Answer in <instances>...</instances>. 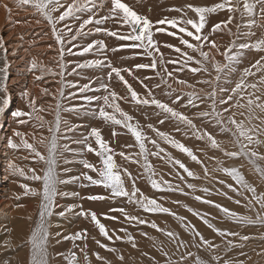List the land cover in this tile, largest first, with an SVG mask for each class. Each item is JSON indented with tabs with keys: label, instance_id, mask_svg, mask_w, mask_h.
Segmentation results:
<instances>
[{
	"label": "snow or ice",
	"instance_id": "1",
	"mask_svg": "<svg viewBox=\"0 0 264 264\" xmlns=\"http://www.w3.org/2000/svg\"><path fill=\"white\" fill-rule=\"evenodd\" d=\"M0 7L5 10L6 21L14 26L22 23L18 15L14 16V9L25 12L31 9L29 15L36 17L35 24L41 27V32L37 34L39 41L33 37L28 42V46L24 47L22 42L25 34H19L21 43L12 47L11 51L4 36L0 35V115L5 113L13 101L12 93L9 91V70L13 66L10 57L25 64V70L17 72L19 79L23 78L25 72L37 71L39 75H34V82H43L47 76L59 77L57 81L59 87L55 92L50 91L48 87L40 89L42 97L54 100V104L45 106L43 103H38L37 97L25 85L19 96L25 102L27 110L17 107L11 112V117L17 124L27 125L31 122L33 128L46 129L48 135H40L37 138L33 133V140L29 142L27 139L29 134L16 130L13 131L12 136L6 138L9 149H27L40 165L39 169H29L30 174L14 161L9 162L8 165L12 174H19L38 183L39 187L27 183L20 187L24 196L39 199V211L38 222L20 244L14 245L11 232L8 229L4 230L7 238L0 242V264H51L50 249L65 241H71L73 249L69 250L67 255L55 253L56 256L61 257L67 264H80L82 256L85 264H92L88 248L89 239L99 249L112 254L119 264H124L125 254L116 244L124 242L132 249L139 250L136 236L128 230V227L114 229L102 222V218L117 221L120 217L133 227L147 226L156 230L174 244L179 253L177 259L173 258L175 253H170L162 242L150 237L153 240L152 246L160 254L163 264H188L189 259L192 264H246L243 259L227 258V253L234 249H244L246 243L251 240H264V234L257 237L242 234L240 231L250 226L264 228V0H216L211 5L187 3L183 7L170 9L180 15L165 16L155 21L148 15L140 13L125 0H7L0 3ZM189 12L195 18L190 17ZM221 12L226 13V18L210 24V17ZM237 15L244 21L243 23H235ZM85 16L87 18H84ZM109 23L111 27L105 26ZM23 25L30 27L32 20L25 18ZM45 25L48 31L43 30ZM49 32L53 38L52 42L45 41V43L48 50L57 52V57L52 61L56 68L44 64L30 52V49L37 47ZM93 33H103L119 43L111 48L104 39H92L86 44L80 43ZM157 34L175 38L178 43H162L157 38ZM224 35L232 37L226 45H222L217 40V37ZM241 38L245 42H239ZM162 48L170 50L175 54L174 57H166ZM126 49L133 50L134 57L150 58V62L136 63L130 67L114 66L113 61L106 55L109 51L117 53ZM245 50L254 53L257 58L250 63V66L244 67L239 72V79L235 81L234 87L224 89L220 83L223 76L236 69ZM21 52L24 55H21ZM88 53H94L102 58L77 61L72 65L71 74L84 78L85 69L106 68L108 69L106 78H89V82L82 85L66 80L65 73L71 63L67 57H84ZM217 55L223 59H217ZM169 66L174 71H170ZM139 70H151L155 77L159 78L158 82L152 83L154 78L152 76L141 78L136 75ZM185 72L188 73L192 83L189 82V78H178ZM129 78L139 83L143 94L134 87ZM170 80L182 87H173ZM97 82L104 94L86 95L93 91V85ZM198 84L203 87H197ZM114 85H119L122 91H118ZM66 88L76 89L84 103L65 104V100L69 97L71 100L77 99L76 92H69L66 96ZM157 90H160L166 99L158 98L155 94ZM93 102L96 103V107H92ZM122 102L140 109L151 108L153 115L157 117V122L141 124L134 115L122 107ZM45 113L51 114L53 119H45ZM144 114L147 115V112ZM65 115L78 119L81 117L98 119L102 125L112 129L113 137L121 134L116 131L119 126L134 138V143H127L123 148L128 150L138 148V151L117 152L103 135L102 127L89 125L85 132H81L80 129L85 125L71 123L64 118ZM197 120L201 121L202 126L197 125ZM166 122L173 126L171 132L162 130ZM176 134L184 138H195L203 142L205 147L218 150L225 157L240 158L242 163L239 167H223V162L217 160L214 171L222 172L232 182L219 179L217 183L220 187L213 193L209 187L198 188L195 183L185 180L181 173H186L187 177L193 179H201V177L181 159L174 157L166 146L178 150L191 161L202 165L205 178L208 177L209 170L193 148L187 146L181 139H177ZM218 135H226L228 140H218ZM64 141H70L78 147L72 148L70 143ZM227 144H231L235 150H228ZM66 153L71 154L73 158L94 154L99 158L100 163L97 165L87 159L70 160ZM117 156L122 162L139 165L142 171L138 169L134 176L128 167H122L117 163ZM150 157L158 158L166 165H170L180 183L174 184L164 180L163 177L158 179L157 170ZM72 163L82 164L85 171L79 175H69L72 172L71 168H61V164ZM245 164L253 174L251 182L241 170ZM90 172L95 175L89 174ZM141 179L146 180L153 190L180 193L212 206L222 213L224 220L232 222L233 228L219 227V221L209 213L190 207L179 200L172 201L173 204L183 206L202 221V224L211 231V236L206 235L187 217L141 191L137 187V181ZM84 181L87 183H83ZM127 182H130L131 190L126 186ZM73 183H79L82 188L98 186L105 189L106 194L81 196L78 192L60 190L61 185ZM181 184L189 191H185V187ZM198 191L203 195H195ZM229 191L243 198V207L250 214L238 213L207 198L215 194L233 201ZM58 196H74L79 197L80 200L106 202L126 198L128 205L135 206L144 213L167 214L173 217L188 234V239H183L179 232L162 228L155 220L130 214L125 206L110 208L108 212L98 215L96 211L85 209L82 204L60 206L57 203ZM15 199L19 200L20 195H16ZM234 203L241 205V199H235ZM16 207L21 206L17 204ZM57 208L61 210L56 211ZM113 213H119L120 217ZM66 215H76L88 220L98 230L99 238L92 236L87 228L70 234L53 232V227H58L52 223L53 217L63 218ZM28 219L31 220V217ZM140 235L149 236L144 231H140ZM218 239L223 241L226 248L223 256L220 254L222 244L216 242ZM13 247L27 249V259L19 257L8 259L3 255ZM192 248L197 249V252L191 251ZM201 251L207 259L200 255ZM92 255L97 264H113L112 260L101 255L99 251ZM239 255L251 260V256L243 251ZM256 255L264 257V249ZM141 256L150 260L152 264H160L159 260L146 251H141Z\"/></svg>",
	"mask_w": 264,
	"mask_h": 264
},
{
	"label": "bare ground",
	"instance_id": "2",
	"mask_svg": "<svg viewBox=\"0 0 264 264\" xmlns=\"http://www.w3.org/2000/svg\"><path fill=\"white\" fill-rule=\"evenodd\" d=\"M7 2V0H0V3ZM125 2H128L130 5L131 3H135L134 8L138 10L140 13L144 15H148L149 18L153 19L154 21L160 18H163L165 16L172 17V16H178L180 15L177 12L171 11L170 9L174 7H183L187 3H193L196 5H211L212 3L216 2V0H125ZM31 9H28L27 12L25 11H17L14 9V16L18 15L21 18V25L14 26L12 24H9L6 21V13L5 10L0 7V35H3L5 40L7 41V46H9V49L11 51V48L16 46L18 43H21L19 40V34H25L23 45L24 47L28 46V42L35 37L39 41L38 33L41 32V27L37 26L35 24L36 17H32L29 15L31 12ZM101 10H98V12ZM190 17H193V14L191 12L188 13ZM27 18L29 20H32V25L30 27L23 25V20ZM84 18H87L86 16ZM226 18V13L221 12L218 14H214L210 17L209 23H214L218 20ZM244 21L240 20L239 16L237 15V19L235 23H243ZM111 27V23L108 25ZM44 31H48L47 26L45 25L43 28ZM233 31H235V27L233 25ZM243 31V29H242ZM261 33L258 31V35ZM102 38H101V36ZM157 38L163 43V42H170L177 44L178 41L175 38L168 37L166 35H160L157 34ZM51 33L47 36H44L43 41H40L37 45V47L30 49V52L32 55L36 56L40 61H42L44 64L56 68V65L52 63V61L57 57V52L55 50H48L46 42H52ZM92 39H104L105 42L109 45V48L116 46L119 42H117L114 38H108L103 33H93L92 36L85 38L84 41H81L80 43L86 44L88 42H91ZM232 37H229L228 35H224L222 37H218L217 40L222 45H226ZM239 42H245L243 38ZM55 49V45H54ZM166 57H174V53H172L170 50L162 48L161 49ZM223 50V49H222ZM75 51V49H74ZM191 54V53H190ZM21 55H24L23 52H21ZM106 55L109 59L113 61L114 66H123V67H130L133 66L136 63L141 62H150V58L148 57H140V56H133V50H122L117 53L107 52ZM121 57H124V59H121ZM94 58H102L97 57L94 53H88L85 54L84 57H67L71 63L69 64L68 71L65 73V79L69 81L78 82L79 84H85L89 82V78H95V77H104L106 78V73L108 69H85L83 71V77L75 76L74 74H71V68L74 63L77 61L82 62L84 59H94ZM257 58L254 53L245 50L244 56L241 58V61L239 64L236 65V69L227 75L223 76V79L221 80V87L224 89H230L231 87H234V83L236 80L239 79V72L243 70L244 67L250 66L251 62H254V59ZM13 61V66L10 68V80H9V91L12 93L13 101L9 108L5 111L3 115H0V242H2L5 238H7V235L5 233V229H8L11 232V239L12 243L14 245L20 244L23 238H26L27 235L30 233L31 229L34 227L35 223L38 222V211H39V199L31 196H24L23 195V189L20 187L22 184H29L33 187H39L37 182L30 181L26 179L25 177L19 176V174H12L10 169L8 168L9 162L14 161L20 168H23L27 174H30L28 172L29 169L36 168L39 169L40 165L32 158L31 154L27 149L20 148L18 150H12L9 149L6 145V138L9 136H12L13 131H21L24 133L29 134L27 136V139H29V142H32L33 137L32 134L34 133L37 138H39L40 135H48V132L46 129L40 130L35 129L32 127V123L30 122L27 125H19L15 122V120L11 117V112L14 111L17 107L22 108L24 110H27L26 104L23 100L20 99L19 93L22 90V88L26 85L32 93L37 97L38 103H43L45 106L49 104H54L55 101L50 98H43L40 89L44 87H48L50 91L55 92V90L59 87V84L57 81L59 80V77H51L47 76L45 77V80L43 82H34V75H39V72L35 73H27L25 72V75L22 79H19L17 76L18 71H24L25 70V64L24 62L19 61L18 59L10 57ZM28 57L26 56V60ZM217 59L222 60L223 58L217 55ZM172 67L169 66V70L172 71ZM152 74H149L148 76L154 77L152 80V83H157L159 78L155 77V74L151 72ZM185 74V76H184ZM137 75V73H136ZM139 76V75H138ZM180 76V77H179ZM178 76L179 79H185L189 78L188 73H181ZM141 77V76H140ZM142 78V77H141ZM199 78H207V77H197ZM130 79V78H129ZM13 81H17L16 83H13ZM189 81H192L189 78ZM133 83L134 87L137 88L138 91L143 90L142 87L139 85L136 81H131ZM170 83L174 84L175 82L170 80ZM193 82V81H192ZM99 83H95L93 85V91H90L86 93V95H99V92L96 91L98 89ZM118 91H122L119 85H114ZM163 86V85H162ZM96 87V88H95ZM180 87H182L180 85ZM203 87V85H202ZM100 89V88H99ZM69 92H76L77 93V99L71 100L67 99L65 104L67 103H78L79 101V92L76 89L66 88L65 93L66 96ZM166 99V97H165ZM93 106V103H92ZM122 107L124 108V105L122 103ZM45 119L52 120L53 116L51 114L45 113ZM153 117H155L153 115ZM65 119L69 120L71 123H78V124H86L84 122V118H76L71 115H65ZM156 118V117H155ZM240 118V117H238ZM165 124H170L166 122ZM87 129V127H85ZM110 129V128H109ZM123 136V135H122ZM218 140L227 141L228 137L226 135H218ZM17 142H19L17 138ZM65 142V141H64ZM228 150H235L231 144H227ZM180 153H178L179 155ZM223 157H225L221 152L217 150L216 153V159L222 161ZM226 158V157H225ZM228 158V157H227ZM229 162L226 164H222L223 167H229V166H240L242 161L240 158H229ZM132 165V164H131ZM136 173V167L140 170L139 166L136 164L132 165ZM142 170V169H141ZM244 171L246 178L251 182L253 180V174L248 168V166L245 164V166L241 169ZM72 172H80L78 169L72 170ZM91 175H95V173H90ZM71 175H78L77 173H71ZM221 177H225L222 179H225L227 182L231 183V179L226 177V175H223L221 172L219 174ZM142 181V180H140ZM87 182V181H86ZM138 182V181H137ZM259 183V181H257ZM85 183V181L83 182ZM128 184V185H127ZM127 186L129 190H131L130 182H127ZM146 185V180L141 183V185ZM62 186V185H61ZM60 186L61 191L66 192H78L81 196L84 194L89 193H99V194H106V191H100L96 190V187H88V188H82L79 183H73L69 185H63L64 188ZM220 186V185H219ZM147 192V191H146ZM20 195V199L16 200L15 196ZM233 196V201L228 204H232L230 206L233 207L234 211H237L238 213L241 212L243 209L247 211L242 204L236 205L234 203L235 199H241V202L243 201L242 197L236 196L232 192L229 194ZM221 201L225 199L226 197H222ZM220 201V202H221ZM127 202V201H126ZM57 203L60 206H66L70 204H82L85 209H94L97 213L99 210L103 209L107 204L108 201H88V200H80L79 197L74 196H68V197H62L60 200H58L57 197ZM121 202L119 201H109V204L107 205V208L113 207L116 205H120ZM225 203V200L223 201ZM19 204L21 207H16V205ZM222 204V203H221ZM227 204H225L226 206ZM227 207V206H226ZM106 208V209H107ZM116 208V207H113ZM127 208L133 209V206H129ZM230 208V207H229ZM231 209V208H230ZM61 210L60 208H57L56 211ZM250 214V213H245ZM115 215H120L119 213H115ZM28 217H31V220L28 219ZM52 223L54 225H57L58 227H53L52 231H60L65 234L74 233L75 231H78L80 229L87 228L89 230V233L92 236L98 237V230L93 229V225L88 221L81 217H78L76 215H66L65 217H53ZM74 223H77L76 227L73 228L75 225ZM115 224L120 226V222H115ZM233 226V225H232ZM133 230V229H132ZM251 232L254 233L257 237L261 234H264V228L262 227H251ZM135 235V234H134ZM137 238V237H136ZM140 238V237H138ZM91 239L88 241V248H89V256L92 258L93 264H97V261L95 260L94 256L90 254L91 250V244L93 242H90ZM139 240V239H138ZM140 242V241H139ZM79 243V242H78ZM83 246V245H81ZM130 249L131 247L126 245V243L121 242L120 248L123 247ZM251 251L254 256H257L256 253L260 252L262 249H264V240L255 239L251 240L250 244ZM73 249V244L71 241H65L60 245H56L55 248L50 249V252L52 253L51 257V264H62L63 259L59 256H56L55 253H63L64 255H67L69 250ZM255 250V251H253ZM108 254V253H107ZM4 256H6L8 259H16L17 257L21 259H27L28 253L27 249L25 248H16L13 247L12 249L7 250L3 253ZM105 255V252L102 254ZM112 261L117 259H110ZM85 264L83 257L80 258V263ZM263 263H264V257H263Z\"/></svg>",
	"mask_w": 264,
	"mask_h": 264
},
{
	"label": "rangeland",
	"instance_id": "3",
	"mask_svg": "<svg viewBox=\"0 0 264 264\" xmlns=\"http://www.w3.org/2000/svg\"><path fill=\"white\" fill-rule=\"evenodd\" d=\"M134 5H135V3H131V6L134 7ZM101 38H102V36H101ZM143 63H146V62H143ZM172 71H174V69H172ZM151 72H152L151 70H139L137 72V75H139L143 78L144 76H148L149 74H152ZM184 76H185V74H184ZM189 82L192 83V81H189ZM173 87L179 88L180 85L174 83ZM197 87H202V85L198 84ZM163 89H164V86H162V90ZM96 91L99 92V95L104 94L103 90L99 89V85H98V89H96ZM155 94L157 95L158 98L165 99V97L161 94L160 90H157L155 92ZM65 102H67V101L65 100ZM78 103H84V101L79 99ZM123 105H124V109L126 111H129L130 114L134 115L135 118L141 122V124H146L149 122L155 124L157 122V117L156 118L153 117V113H152L151 108L140 109V108H136L134 106H130L129 104H126V103H123ZM92 107H96L95 102H93ZM145 112H147V115L144 114ZM83 118L85 119L84 122L86 123L85 127H88L89 125L102 127L103 135L105 136L106 139H108L112 143V146L114 147V149L117 152H119L120 150L138 151V148H133L131 150L123 148V146L127 143H134V138L131 137V135L129 133H126L125 130L120 129L119 126H117L116 131L118 133H121V134L118 135L117 137H113L112 136V129L111 128L109 129V127L106 125H102L98 119H95L92 117H82V119ZM196 123L198 126H202L201 121L197 120ZM85 127L81 128L80 131L85 132L87 130ZM172 127L173 126L171 124H165L164 126H162V130L171 132ZM210 130L215 131V129H210ZM76 135H77V138H79V135L78 134H76ZM176 137H177V139H181L182 142H184L187 146L192 147L194 152H196V154L199 156L200 160L203 161V164L206 165L208 167V170H209V175L207 178H205L202 165L197 164L194 161H191L190 158H188L185 154L180 153L178 150L172 149L170 146H166V147H168V150L172 152L174 157L181 159L192 171H194V173L198 174L201 177V179H193V178L187 177L186 173H181L182 175H184L185 180H187L189 183H195L198 186V188L199 187H209L213 191V193H215V189L220 187L219 184L217 183V181L219 179L225 178V177H223V176L221 177L219 175L220 172L214 171V169L217 167V159H216L217 150H210L209 148L205 147V144L203 142H200V141H198L192 137L184 138L179 134H176ZM65 142L70 143V146L72 148L78 147L75 144H71L70 141H65ZM178 153H180V154L178 155ZM66 156L70 160L75 159V160L79 161L81 159H87L90 162L97 164V165H99V163H100L99 158L96 157L94 154H90V153L86 154L85 156H82V157L78 156L75 158H73L71 156V154H67V153H66ZM150 159L152 161L154 168H156V170H157V173H158L157 178L158 179L160 177H163L164 180H168L174 184L180 183V181L178 180V178L174 174V170L171 169L170 165H166L163 161H161L155 157H150ZM229 160H230L229 158L223 157L222 162H223V164H226L227 162H229ZM116 161L122 167H128L129 171H131L134 176L137 174V172L136 173L134 172L135 168L132 166L133 164L131 165V163H129V162H122V159L119 156L116 157ZM63 167H69L72 170L78 169L80 172H71V173H77L78 175L82 171H85V169H83L82 164H80V163H72V164H68V165L61 164V168H63ZM136 170H138L137 167H136ZM140 171H142V170L140 169ZM71 173H69V175H71ZM223 175H225V174H223ZM213 177L215 179H213ZM141 180L142 181L138 180V182H137V187H139L141 189V191H143L146 195H149L153 198L160 200V202L164 203L165 206L172 208L174 211H177L178 214L184 215L185 217H187L188 220H191L192 223L196 224L197 227L200 228L206 235L211 236V231L208 230L206 228V226H204L202 224V221H200L198 218L194 217L191 213H189L186 208H184L183 206H180V205L173 204L172 201L179 200V201H182L184 204L189 205L190 207H193L197 210L209 213V215L211 217H216V220L219 221V223H218L219 227L228 228V229L233 228L232 222L224 220L222 213H219L218 210L213 208L212 206L205 205L201 202L195 201L192 197H186L180 193H169V192L153 190V189H151L150 184H148L147 181H146V185L145 184L141 185V183H143V181H145L143 179H141ZM85 183H87V182L85 181ZM181 186L185 187V191H189L185 185L181 184ZM61 187L64 188L63 185ZM89 187H91V188L96 187V190L106 191L105 189L98 187V186H89ZM222 190L227 191V189H222ZM230 193L231 192L229 191V194ZM89 194H96V193H89ZM86 195H88V194H84L83 196H86ZM195 195H203V193L198 191L195 193ZM61 198L62 197L58 196V200H60ZM207 198H210L217 203H220V204L222 203V205H224V206H225V204H227L226 206L230 207L231 210H233V207L230 206L232 204H228V203H231V201H229L227 198L223 199V201L225 200V203H223V201H221L222 198L220 196H217L215 194H213ZM117 201L121 202L120 205L118 204V205L113 206V207L125 206L126 210H128L130 212V214L140 215V216H143L149 220H155L162 228H166V229H170V230L179 232L183 239H186V240L188 239V234L182 229V227L180 226V223L178 221H176L173 217H171L167 214H147V213H144L141 209L136 208L135 206H133V209L127 208L129 206L132 207V205L127 204L126 198H118ZM108 204H109V201H108ZM241 204L243 206L244 201H242ZM107 205L103 209L99 210L98 215L101 213L108 212V210L110 208H113V207L107 208ZM91 210L94 211V209H91ZM239 213L245 214V213H247V211H245L243 209ZM113 215H115V213H113ZM118 217H120V215H118ZM102 222L105 223L106 226H108L109 228H114V229H119L120 227H128V230L133 232V234H135V236L137 237L139 250H134L132 248L127 249V248H124L123 246H122L123 248L121 249L120 248L121 242H117V244H116V246L118 248H120V250L125 254L124 264H152V262L150 260L141 256V251L148 252L151 256H153L157 260H159L160 264H163V261L161 259L160 254L152 246L153 240L150 239V237H155L157 241L162 242L164 247L167 250H169L170 253H175V255L173 256L174 259L178 258L179 253L176 251L174 244L172 242H170L165 235L157 232L156 230H152L151 228H149L147 226L133 227L131 225H128L123 220L122 217H120V219H118L117 221L106 220V219L102 218ZM115 222H117V223L120 222V226L115 224ZM74 224L75 225L73 226V228L76 227L77 223H74ZM251 227L252 226L247 227V228H242V229H240V231L242 232V234H251V235L256 236L254 233L251 232ZM93 229L96 230L94 227H93ZM140 231L147 232L149 234V236L148 237L141 236ZM138 237H140V238H138ZM90 242H93V241L90 240ZM216 242H220L222 244V247L220 249V254L223 256L226 252V248L223 244V241L218 239ZM250 244H251V241L246 243V246L244 249H234L232 252L227 253V258L243 259L246 261V264H264L262 256H254L253 255L251 248H250ZM126 245L128 246L127 243H126ZM90 250H91V252H90L91 255L94 252L99 251L101 253V255L105 252L106 256L105 255H103V256L107 257L108 259H116L112 254H109L107 251L99 249V247L94 242H93V244H91ZM191 251L197 252V249L192 248ZM241 251L247 253L248 256H251V260H248L246 256H240L239 253ZM200 255L202 257H204L205 259H207V256L203 253V251L200 252ZM62 264H67V262L64 260ZM80 264H82V262ZM92 264H93V262H92ZM113 264H119L118 260H114ZM188 264H192L191 259H189Z\"/></svg>",
	"mask_w": 264,
	"mask_h": 264
}]
</instances>
